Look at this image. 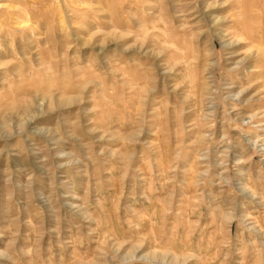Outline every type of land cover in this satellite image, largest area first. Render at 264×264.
Returning <instances> with one entry per match:
<instances>
[{
	"label": "rangeland",
	"instance_id": "obj_1",
	"mask_svg": "<svg viewBox=\"0 0 264 264\" xmlns=\"http://www.w3.org/2000/svg\"><path fill=\"white\" fill-rule=\"evenodd\" d=\"M0 264H264V0H0Z\"/></svg>",
	"mask_w": 264,
	"mask_h": 264
},
{
	"label": "bare ground",
	"instance_id": "obj_2",
	"mask_svg": "<svg viewBox=\"0 0 264 264\" xmlns=\"http://www.w3.org/2000/svg\"><path fill=\"white\" fill-rule=\"evenodd\" d=\"M231 45V44H230ZM250 58H244L242 61L237 63V67L235 69H239L240 66H245L248 63Z\"/></svg>",
	"mask_w": 264,
	"mask_h": 264
}]
</instances>
